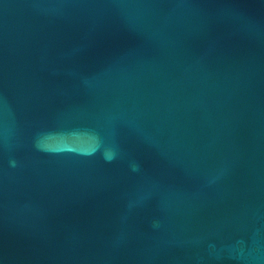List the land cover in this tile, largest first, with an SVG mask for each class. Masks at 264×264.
Returning <instances> with one entry per match:
<instances>
[{
	"label": "water",
	"instance_id": "1",
	"mask_svg": "<svg viewBox=\"0 0 264 264\" xmlns=\"http://www.w3.org/2000/svg\"><path fill=\"white\" fill-rule=\"evenodd\" d=\"M0 264H264V0H0Z\"/></svg>",
	"mask_w": 264,
	"mask_h": 264
}]
</instances>
